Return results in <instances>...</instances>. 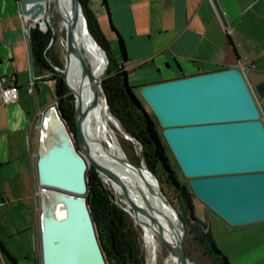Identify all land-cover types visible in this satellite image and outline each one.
I'll list each match as a JSON object with an SVG mask.
<instances>
[{"label": "water", "instance_id": "1", "mask_svg": "<svg viewBox=\"0 0 264 264\" xmlns=\"http://www.w3.org/2000/svg\"><path fill=\"white\" fill-rule=\"evenodd\" d=\"M39 1L19 0L20 12L34 21L42 9ZM210 1L221 24L226 26L217 1ZM54 10L64 25V57L62 67L51 63L50 66L61 74L65 84L66 65L73 48L74 21L79 18L84 25L85 21L78 0L71 1L68 14L61 13L56 5ZM46 20L48 22V15ZM38 28L42 30L39 23ZM48 30L47 45H50L54 39L51 25ZM104 56L106 58L105 53ZM81 65L87 73L85 63ZM138 92L156 117L163 138L195 196L230 224L264 219V124L253 98V93L264 95V78L248 84L240 69L232 65L142 83ZM71 95L74 136L54 101L39 111L35 121V129L38 127L40 134L38 124L53 112L63 132L57 136L52 126L47 128L46 137L40 136L33 149L38 264H106L85 200V169L91 165L98 174H113L97 163L82 145L83 110L76 103L77 92ZM58 152L64 160L67 155L77 160L78 187L52 180L56 177H52L54 170L48 160ZM120 161L130 170L139 169L138 164L129 159L120 158ZM146 169L156 182L152 171ZM156 194L174 213L181 233L176 246L167 243L165 246L168 251L177 252V264H186L189 258L182 243L183 224L157 183ZM127 202L131 209L137 208L129 199ZM57 207L60 213L56 212ZM152 219L157 223L155 232L161 235L162 227L155 217Z\"/></svg>", "mask_w": 264, "mask_h": 264}, {"label": "crops", "instance_id": "2", "mask_svg": "<svg viewBox=\"0 0 264 264\" xmlns=\"http://www.w3.org/2000/svg\"><path fill=\"white\" fill-rule=\"evenodd\" d=\"M216 1L226 26L210 0H105L106 6L97 0L95 12L106 43L121 38L126 79L135 85L232 66L238 58L249 62L242 72L248 84L263 79L264 0ZM20 13L19 0H0V76H5L0 86L17 87L15 101L3 103L0 97V264H31V244L38 264L33 130L48 104L51 80L32 63ZM31 77L33 90L27 92ZM253 98L264 124V95ZM244 231L229 264H264V220Z\"/></svg>", "mask_w": 264, "mask_h": 264}, {"label": "trees", "instance_id": "3", "mask_svg": "<svg viewBox=\"0 0 264 264\" xmlns=\"http://www.w3.org/2000/svg\"><path fill=\"white\" fill-rule=\"evenodd\" d=\"M78 2L86 29L106 55V67L99 83L108 111L114 116L120 127L140 144L143 162L156 176L159 185L161 186V178H163L171 188L169 195L165 193L164 195L176 209L186 232L192 233L193 238L196 239L213 264H229L226 256L216 247L206 223L193 214L191 198L193 191L185 176H183L184 179H180L179 173L180 175L182 173L163 138L156 117L149 107L136 97L132 92V85L127 82L126 69L123 67V61L126 57L121 38L117 36L116 42L120 59L116 61L109 54L104 35L88 11L87 0H78ZM99 3L106 6L105 0H99ZM36 21L39 22L42 30H39L36 24L28 29L31 60L34 65L46 71V78L52 82L51 90L54 98L58 99L63 94L64 106L59 110V114L69 128L67 120L73 114L72 95L66 89L60 90L61 74L50 66L51 63L62 67V62L51 50V44L47 45L50 36L48 23L44 19ZM229 42L231 44V41ZM231 46L235 51V47L232 44ZM101 68L103 69L102 64ZM135 86L138 87L139 85ZM66 88L69 89L68 86ZM71 128H73L72 125ZM113 128L117 131L115 127ZM85 180L87 185L86 204L106 264H144V247H142V255L138 232L132 226L126 214L127 211L125 212L121 206L115 203L109 190L104 188L96 176L92 166L88 171H85ZM131 219L133 220L132 216ZM169 219L173 223L176 235L179 236L180 228L172 212H169ZM132 222L134 223V221ZM134 225L139 228L143 245L142 225L137 222ZM166 253L164 246L156 252L157 264H163Z\"/></svg>", "mask_w": 264, "mask_h": 264}, {"label": "bare ground", "instance_id": "4", "mask_svg": "<svg viewBox=\"0 0 264 264\" xmlns=\"http://www.w3.org/2000/svg\"><path fill=\"white\" fill-rule=\"evenodd\" d=\"M53 1H39L42 9L35 17V20L43 17L47 22L46 17L48 15L49 20L47 23L52 26L54 32V25L52 24L49 10V6ZM55 1L58 3L61 12L68 14L72 0ZM61 26L64 28L62 22ZM80 43L81 48L79 46ZM85 57L88 59V64L85 61ZM71 61L72 70H69V73L65 71V83L71 89V92H77L78 100L76 103H79L83 110L80 135L82 145L97 163L115 176H108L100 172L105 183L112 186L116 195L126 205V211L132 216L134 223L138 219L140 220V222L139 220L137 222L142 225L141 234L144 243L145 264H157L155 253L151 246L153 240L157 238L165 248L166 243L174 247L177 245V240L180 238L181 233L179 236L176 235L169 219V212H172V210L167 206L165 207L156 194L157 179L155 182L153 175L147 171L145 165L139 166V169L130 170L120 161V158L127 159V157L120 145L117 131L113 128L115 127L118 130L119 125L108 111L105 99L100 93L101 88H99V81L106 67V58L79 18H76L74 21L73 48L69 53V62L71 63ZM82 62L87 67V73L83 71ZM101 64L103 65V69L101 68ZM66 76L72 81L73 89ZM38 125L41 127L40 135L42 137L46 135L45 133L51 126L55 129L57 136H61L63 133L53 112L45 116ZM44 128L46 131H44ZM67 156H65L66 161L60 152L50 160L46 158L54 170L52 177H56L52 180L78 187V162L75 158ZM127 199L136 204L137 208L131 209ZM56 212L60 213V207H57ZM152 217H155L162 227L161 235L155 232L157 223ZM166 250L165 264H177V252H170L167 248ZM186 264L193 263L188 261Z\"/></svg>", "mask_w": 264, "mask_h": 264}, {"label": "rangeland", "instance_id": "5", "mask_svg": "<svg viewBox=\"0 0 264 264\" xmlns=\"http://www.w3.org/2000/svg\"><path fill=\"white\" fill-rule=\"evenodd\" d=\"M96 1L97 0H87V8H88L89 13L94 17L95 22L98 26V21H97L96 12H95V8L97 5ZM54 5H56L59 8L58 3L55 0L49 6V10H50V14H51L50 18H51L52 24L54 25V39H53L50 47H51V50L55 53V55L58 57L60 62H63V57H64V50H63L64 32H63V30H64V28L61 26L62 21L59 19L58 15L56 14V12L54 10ZM40 19H44V18L42 17ZM105 24H106V26H108L107 21ZM37 27H38V25H37ZM104 33H106V30L104 31ZM104 38H105V40L107 39L106 34H105ZM107 44H108L109 54L112 57H114V59L116 61L119 60L120 58H119V54H118V47H117L116 40L115 39H114V41L107 40ZM79 46L81 48V43L79 44ZM85 61L88 64L87 57H85ZM69 70L70 71L72 70V61L70 63L69 57H68V62L66 65V72L69 73L70 72ZM102 75H103V73H102ZM102 75H101V77H102ZM60 79H61L60 90L63 91L66 89L68 92L71 93V91H70L71 89L70 88L67 89L66 88L67 84L65 83L66 84L65 85L63 83L62 77ZM67 79L69 80L71 88L73 89L72 81L68 77H67ZM127 82L129 85H132V92L136 95V97L142 103L146 104V102L144 101V99L142 98L140 93L138 92V87L135 86V83H136L135 80L127 78ZM246 82H247V80H246ZM51 85H52V82H51ZM51 85L47 86L45 99L47 100L48 103L54 101L55 105H56V109L59 113V110H61L62 107L64 106V102L62 99L63 94L60 96V98L55 99L53 92L51 90ZM99 88H100V83H99ZM100 93L103 95L102 90H100ZM103 97H104V95H103ZM146 106H147V104H146ZM72 108H73V103H72ZM67 121H68L67 125L69 126V128L67 126L66 127L69 130L70 134H72V136H74L75 135L74 113L71 115V117ZM70 124L72 125L73 128H71ZM65 125H66V123H65ZM33 131H34V141H36V143H37L39 137L41 136L39 134V128L37 127V130L35 129ZM117 135H118L120 144H121V146H122V148L126 154L127 159L138 164V166L144 165V162H143V159L141 156V152H140V149H141L140 144L133 137H131L129 134H127L120 127V125H119V129L117 130ZM90 168H91V165H87L85 171H88ZM95 174L98 177V179L100 180V182L102 183V185L104 186V188L109 190V193H110L112 199L115 201V203H117L119 206H121L122 209L126 212V209H127L126 205L124 203H122V201L120 200V197H118L116 195L112 186L108 183H105V181H104L102 175H100V173L98 174L95 171ZM113 177H115V176L113 175ZM179 177H180V179H184L183 174L180 175V173H179ZM161 180H162V182L160 183L161 186L159 185L161 190L166 195L167 194L169 195V193L171 192V188L169 187L168 184L165 183L163 178H161ZM86 191H87V185H86V190L84 192L85 200H86ZM191 198H192V205H193L192 211H193L194 216L203 220L206 223V227L209 229L211 236H212V239L215 242L216 247L218 248L219 251H221L227 257L228 261H229V259L232 260L234 258L233 255H234V252L236 251V249L243 245V240H244L243 236L245 234L244 230L249 228V227H253V226L257 225L264 220V219H262V220L250 221V222L239 223V224H230L227 221H225L222 217H220L217 213H215L213 210H211L208 206H206L197 196H195L194 193L192 194ZM126 214L128 215L132 226L138 232V235H139L138 240H139V244H140L142 255H143L142 247H144V245H142L139 228L134 225V223L132 222L133 220L131 219V216L127 212H126ZM135 221H136V219H135ZM171 224L173 226L172 222H171ZM20 235L22 237H24L25 244L26 243L29 244L28 240H26V237H25L27 235V233L23 232V233H20ZM182 243H183V247H184V250L186 252V255L189 258V261L191 263H193V264H213L212 261L210 260V258L207 256V254L203 252L200 245L197 243L196 239L193 238L192 233L186 232L184 225H183ZM28 246H30V247H28L27 255L29 257L27 259L29 260V262L31 264H33L32 247H34V246L32 244L28 245ZM151 246L154 250L155 261H156V252L160 251L161 247H163L164 245L157 238H155L153 240V243L151 244ZM36 247H37V245H36ZM144 253H145V251H144ZM36 256L38 259L37 253H36ZM166 256H167V253L163 258V264H165V257ZM144 258H145V255H143V260H144ZM144 264H145V261H144Z\"/></svg>", "mask_w": 264, "mask_h": 264}, {"label": "built area", "instance_id": "6", "mask_svg": "<svg viewBox=\"0 0 264 264\" xmlns=\"http://www.w3.org/2000/svg\"><path fill=\"white\" fill-rule=\"evenodd\" d=\"M20 14L22 16L23 22H26V25L28 24V29H29V27H33L35 24L38 25L39 22H37L35 20L34 21L29 20L28 15L25 16L22 13H20ZM26 25L24 28L25 30H26ZM235 66H237L240 69V71L243 72L248 68L249 62L245 61L241 58H238L236 63H235ZM4 79H5V76H0V81H3ZM33 84H34V79H33V77H31L29 82L26 85V91L27 92H31L33 90ZM0 97H1V101L3 103L15 101L17 98V87L15 85L0 86Z\"/></svg>", "mask_w": 264, "mask_h": 264}, {"label": "flooded vegetation", "instance_id": "7", "mask_svg": "<svg viewBox=\"0 0 264 264\" xmlns=\"http://www.w3.org/2000/svg\"><path fill=\"white\" fill-rule=\"evenodd\" d=\"M38 20V19H37ZM36 21V20H35ZM68 77V76H67ZM69 78V77H68ZM70 79V78H69ZM71 91V90H70Z\"/></svg>", "mask_w": 264, "mask_h": 264}]
</instances>
